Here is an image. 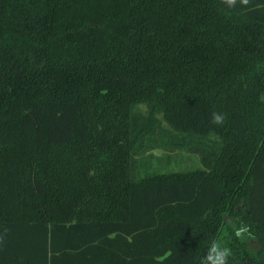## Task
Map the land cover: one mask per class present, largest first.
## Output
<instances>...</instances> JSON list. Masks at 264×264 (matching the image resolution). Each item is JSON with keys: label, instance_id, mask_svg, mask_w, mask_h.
<instances>
[{"label": "trees", "instance_id": "obj_1", "mask_svg": "<svg viewBox=\"0 0 264 264\" xmlns=\"http://www.w3.org/2000/svg\"><path fill=\"white\" fill-rule=\"evenodd\" d=\"M176 150L199 166H146ZM213 240L264 264V0H0V264Z\"/></svg>", "mask_w": 264, "mask_h": 264}, {"label": "clouds", "instance_id": "obj_2", "mask_svg": "<svg viewBox=\"0 0 264 264\" xmlns=\"http://www.w3.org/2000/svg\"><path fill=\"white\" fill-rule=\"evenodd\" d=\"M222 2L229 8H234L237 5V0H222ZM249 3L250 0H239L241 6H248ZM224 120V114L214 112L211 115L210 122L214 125H220ZM244 232H246V228L242 227L236 231L235 235L240 237ZM231 254L230 248L222 246L221 242L218 240H213L210 242L207 252L201 257L200 264H229Z\"/></svg>", "mask_w": 264, "mask_h": 264}, {"label": "rangeland", "instance_id": "obj_3", "mask_svg": "<svg viewBox=\"0 0 264 264\" xmlns=\"http://www.w3.org/2000/svg\"><path fill=\"white\" fill-rule=\"evenodd\" d=\"M155 150V153L161 154V150ZM161 151V153H160ZM164 156L160 160H150L149 163L147 162V167L150 169H158L164 172L168 171H182L194 168L199 166V159L198 156L195 154H190L185 151H174L169 153V157L165 156L167 154H163ZM143 169H141V173Z\"/></svg>", "mask_w": 264, "mask_h": 264}, {"label": "water", "instance_id": "obj_4", "mask_svg": "<svg viewBox=\"0 0 264 264\" xmlns=\"http://www.w3.org/2000/svg\"><path fill=\"white\" fill-rule=\"evenodd\" d=\"M246 264H261V263H253V262H248Z\"/></svg>", "mask_w": 264, "mask_h": 264}]
</instances>
